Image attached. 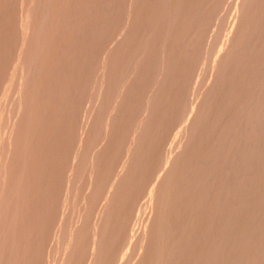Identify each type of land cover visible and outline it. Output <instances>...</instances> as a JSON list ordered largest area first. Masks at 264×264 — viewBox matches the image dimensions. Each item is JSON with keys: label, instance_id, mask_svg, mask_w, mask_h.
Returning a JSON list of instances; mask_svg holds the SVG:
<instances>
[{"label": "rangeland", "instance_id": "1", "mask_svg": "<svg viewBox=\"0 0 264 264\" xmlns=\"http://www.w3.org/2000/svg\"><path fill=\"white\" fill-rule=\"evenodd\" d=\"M163 1L0 0V264H264V0Z\"/></svg>", "mask_w": 264, "mask_h": 264}, {"label": "bare ground", "instance_id": "2", "mask_svg": "<svg viewBox=\"0 0 264 264\" xmlns=\"http://www.w3.org/2000/svg\"><path fill=\"white\" fill-rule=\"evenodd\" d=\"M161 1H163V0H161ZM166 1H167V0H166ZM163 2H164V3H162V6H164V4H165V0H164ZM247 2H248V0H244V1H243L242 9L245 8V5L247 4ZM250 2H251V0H249L248 6L250 5ZM129 3H130V2H129ZM135 4H136V3H135ZM165 5H166V4H165ZM131 6H132V5H131ZM174 6H176V5H174ZM246 6H247V5H246ZM172 8H173V10H174V11L172 10L173 13H174V12L176 11L175 9H177V7H176V8L172 7ZM247 8H248V7H247ZM126 9H127V8H126ZM128 9H129V7H128ZM130 9H132V7H131ZM153 9H154V8H153ZM170 9H171V8H170ZM28 10H29V11H28ZM28 10L26 11L25 15H23V16H25V21H27V20L30 18V16L32 15V14H31L32 11H30V9H28ZM31 10H32V9H31ZM126 11H127V10H126ZM130 11H131V10H130ZM164 11H166V10H164ZM167 11H168V10H167ZM169 11H171V10H169ZM169 11H168V13H169ZM176 12H177V11H176ZM130 13H131V12H130ZM157 13H158V12H157ZM170 13H172V12H170ZM170 13H169V14H170ZM174 14H175V13H174ZM166 15H168V14L166 13ZM170 15H171V14H170ZM23 16H22V18H23ZM128 16H130V15H128ZM92 17H93V16H92ZM169 17H171V16H169ZM243 17H244V16H243ZM124 18H125V17H124ZM129 18H130V17H129ZM129 18H127V19H129ZM241 20H242V19H241ZM243 20H244V19H243ZM243 20H242V21H243ZM23 21H24V18L22 19V22H23ZM127 21H128V20H127ZM124 23H125V26H124V24H123V26H124V27L122 26L123 28H125V27L127 26V22H124ZM26 24H27V23H26ZM29 25H30V24H29ZM241 25H242V24H241ZM23 26H24V25H23ZM129 26H130V25H129ZM28 27H29V26H28ZM22 29H26V28L24 27V28H22ZM26 30H27V29H26ZM228 30H229V29H228ZM125 31H126V30H125ZM25 32H26V31H24L23 33L25 34ZM151 33H152V32H150V33H148V34L151 35ZM216 33H217V32H216ZM216 33H214V34H216ZM148 34H147V36H146V39H148V38H147V37L149 36ZM215 36H216V35H215ZM149 38H150V36H149ZM146 39H144V40H146ZM239 39H240V38H239ZM241 40H242V39H241ZM229 41H230V40H229ZM229 41H228V42H229ZM216 42H218V41L216 40ZM216 42H214V44H216ZM217 46H218V45H217ZM61 47H62V46H61ZM233 47H234V46H233ZM218 48H220V47H218ZM238 48H239V47H238ZM228 55H229V54H228ZM215 56H216V55H215ZM222 60H223V59H222ZM226 60H228V59H226ZM237 62H238V61H237ZM17 63H18V62H17ZM17 63H16V67H15V68H17ZM233 64H234V63H233ZM212 65H213V64H212ZM210 67H211V66H210ZM21 69H22V68H21ZM15 70H16V69H15ZM227 70H228V69H227ZM20 72H21V71H20ZM48 73H49V72H48ZM132 73H133V72H132ZM132 73H131V74H132ZM51 74H52V73H51ZM131 74H129V75L131 76V77L129 76L130 79L132 78V75H131ZM13 75H14V74H13ZM223 76H224V75H223ZM220 78H221V77H220ZM130 79H128V77H127V80H128V81H130ZM221 79H222V78H221ZM226 80H227V79H226ZM124 81H125V79H124ZM128 81H125V82H127L126 84H128ZM122 82H123V81H122ZM123 83H124V82H123ZM123 83H122L121 85H123ZM198 84H200V83H198ZM123 87H125V83H124V85L122 86V88H123ZM122 88H121V89H122ZM121 89L119 88V91H120ZM122 90H123V89H122ZM120 92H122V91H120ZM226 95H227V94H226ZM37 99H38V98H37ZM147 103H148V102H147ZM147 107H148V105H147ZM144 109H147L146 106H145ZM186 111H187V110H186ZM144 112H145V110H144ZM187 112H188V111H187ZM203 116H204V115H203ZM188 118H189V117H188ZM255 118H256V117H255ZM250 121H251V120H250ZM252 121H255V120H252ZM216 123H217V122H216ZM216 123H215V124H216ZM0 126H1V124H0ZM74 126H75V125H74ZM219 126H220V125H219ZM227 128H228V127H227ZM0 129H1V128H0ZM181 129H182V128H181ZM217 129H218V128H217ZM140 130H143V129H141V128L139 127V131H140ZM226 130H227V129H226ZM140 132H141V131H140ZM143 132H145V131H143ZM143 132H142V133H143ZM232 133H233V132H232ZM134 134H135V133H134ZM138 134H140V133H138ZM138 134H137V136H139ZM229 134H230V133H229ZM229 134H228V135H229ZM3 135H4V134H3ZM137 136H136V135H135V136L133 135L134 138L132 137V139H133V140L136 139ZM190 136H191V135H190ZM227 138H228V137H227ZM194 146H195V145H194ZM233 147H234V146H233ZM235 147H237V146H235ZM213 148H214V147H213ZM237 148H238V147H237ZM254 148H255V147H254ZM256 148H257V147H256ZM218 149H219V148H218ZM222 150H223V149H222ZM181 151H182V150H181ZM209 151H210V150H209ZM230 151H232V150H230ZM259 151H260V150H258L257 152L259 153ZM192 152H193V151H192ZM249 153H250V152H249ZM252 153H253V152H252ZM254 153H256V152H254ZM179 154H180V152H179ZM215 154H217V152H215ZM226 154H227V153H226ZM260 154H261V153H260ZM217 155H218V154H217ZM227 155H228V154H227ZM246 155H247V153H246ZM178 156H180V155H178ZM197 156H198V155H197ZM237 156H238V154L236 155V157H237ZM243 156H244V155H243ZM249 156H250V155H249ZM259 156H260V155H259ZM75 157H76V156H75ZM75 157H73V158H75ZM176 157H177V156H176ZM233 157H235V156H233ZM240 157H242V156H240ZM257 157H258V156H256V158H257ZM262 157H263V156H262ZM198 158H199V157H198ZM201 158H202V156H201ZM216 158H218V157L216 156ZM177 159H178V158H177ZM233 159H234V158H233ZM238 159H239V157H238ZM252 159H253V158H252ZM184 160H185V159H184ZM209 160H210V159H209ZM226 160H227V159H226ZM257 160H258V159H257ZM260 160H261V157H260ZM173 161H174V160H173ZM177 161H178V160H177ZM211 161H213V160H211ZM220 161H221V160H220ZM247 161H248V159H247ZM250 161H251V160H250ZM255 161H256V160H254V162H255ZM261 161H262V160H261ZM8 162H9V161H8ZM184 162H185V161H184ZM202 162H203V161H202ZM202 162H201V163H202ZM205 162H206V161H205ZM227 162H228V161H227ZM237 162H238V161H237ZM178 163H180V162H178ZM198 163H199V162H198ZM240 163H241V162H240ZM182 164H183V163H182ZM233 164H234V163H233ZM241 164H242V163H241ZM248 164H249V163H248ZM204 165H205V164H204ZM242 165H244V164H242ZM253 165H254V164H253ZM3 166H4V165H3ZM173 166H174V165H173ZM208 166H210V165H208ZM211 166H212V165H211ZM230 166H232V165H230ZM238 166H239V165H238ZM247 166H248V165H247ZM255 166H256V165H255ZM0 167H1V166H0ZM203 167H204V166H203ZM225 167H226V166H225ZM240 167H241V166H240ZM243 167H244V166H243ZM252 167H253V166H252ZM1 168H2V167H1ZM4 168H5V167H4ZM4 168H2V172H1V173H2V179H1L2 182H1V184H0V207L2 206L3 201H4V200H3V194H2V193H3V189H4L3 185H4V183H5V182H4V181H5L4 179H6V177H5V176H6V172H5V171H6V168H5V169H4ZM233 168H234V167H233ZM234 169H236V168H234ZM210 170H213V168L211 169V167H210ZM210 170H209V171H210ZM237 170L239 171V170H241V169L238 168ZM244 170H245V169H244ZM183 171H184V170H183ZM203 171H204V170H203ZM258 171H259V170H258ZM230 172H235V171L232 170V171H230ZM1 173H0V174H1ZM199 173H200V171H199ZM205 173H206V172H205ZM240 173H241V172H240ZM248 173H249V172H248ZM196 174H197V173H196ZM196 174H195V175H196ZM230 174H232V173H230ZM238 174H239V173H238ZM243 174H244V173H243V171H242V177L244 176ZM234 175H235V174H234ZM259 175H260V174H259ZM181 176H182V175H181ZM205 176H206V174H205ZM238 176H239V175H238ZM169 177H170V176L168 175L167 178H166V180H167ZM175 177H176V176H175ZM239 177H241V174H240ZM242 177H241V179H240V178L237 179L238 181L240 180V183H241L242 179H245V178H242ZM250 177H251V176H250ZM0 178H1V176H0ZM176 178H177V177H176ZM236 178H237V177H236ZM180 179H181V178H180ZM206 179H208V178H206ZM3 180H4V181H3ZM201 180H202V179H201ZM235 180H236V179H235ZM237 180H236V181H237ZM178 181H179V180H178ZM202 181H203V180H202ZM207 182H208V181H207ZM247 182H248V181H247ZM174 183H175V181H174ZM183 183H184V182H183ZM238 183H239V182H238ZM242 183H244V181H243ZM180 184H181V183H180ZM202 184H203V183H202ZM202 184H201V185H202ZM234 184H235V183H234ZM232 185H233V183H232ZM239 185H240V184H239ZM178 186H179V185H178ZM240 186H241V185H240ZM180 187H183V186H180ZM185 187H186V186H185ZM205 188H206V187H205ZM239 188H240V187H239ZM241 188H242V186H241ZM178 189H179V188H178ZM184 190H185V188H184ZM257 190H258V189H257ZM235 191H236V190H235ZM235 191H234V192H235ZM178 192H179V191H178ZM181 192H182V191H181ZM185 192H186V191H185ZM175 193H176V192H175ZM180 196H182V195H180ZM216 196H217V195H216ZM236 196H237V195H236ZM182 197H183V196H182ZM184 199H185V197H184ZM179 200H180V199H179ZM179 200H178V201H179ZM161 201H162V200H161ZM176 201H177V200H176ZM202 201H203V200H202ZM257 201H258V200H257ZM180 203H181V202H180ZM182 203H183V202H182ZM234 203H238V201L236 200ZM259 203H260V202H259ZM177 204H178V203H177ZM179 205H180V204H179ZM235 205H236V204H235ZM198 206H199V205H198ZM177 207H178V206H177ZM179 207H180V206H179ZM199 207H201V206H199ZM233 207H234V206H233ZM184 208H185V207H184ZM187 208H188V205H187L186 209H187ZM236 208H237V207H236ZM236 208H235V209H236ZM263 209H264V208H263ZM184 211H185V213H186V210H184ZM184 211H183V212H184ZM226 211H227V210H226ZM233 211H234V210H233ZM177 212H178V211H177ZM230 212H232V211H230ZM232 213H233V212H232ZM179 214H180V212H179ZM236 214H237V213H236ZM177 215H178V214H177ZM180 215H181V214H180ZM175 217H176V216H175ZM178 217L181 218L179 215H178ZM229 218H233V217H229ZM237 218H238V217H237ZM186 219H187V218H186ZM182 220H183V218H181V221H182ZM199 220H200V218H199ZM181 221H180V222H181ZM175 222L178 223L179 221L176 220ZM180 222H179V223H180ZM230 222H232V221H230ZM262 222H263V221H262ZM184 223H185V221H184ZM184 223H183V221H182V223H181L182 226H184V225L186 224V223H185V224H184ZM200 223H201V222H200ZM155 225H156V224H155ZM177 225H178V224H177ZM186 225H187V224H186ZM179 226H180V225H179ZM200 226H201V225H200ZM177 228H178V227H177ZM184 228H185V226H184ZM186 228H187V227H186ZM186 228H185V231H186ZM173 229H174V228H173ZM179 229H181V228H179ZM179 229L177 230V231H178V232H177V235L179 234ZM182 229H183V228H182ZM183 231H184V230H183ZM185 231H184V232H185ZM199 232H200V231H199ZM155 233H156V231H155ZM173 233H174V231H173ZM180 233L182 234V232H180ZM232 233H233V232H232ZM205 235H206V234H205ZM183 236H184V234H183ZM183 236L181 235L180 237H183ZM185 236H187V234H186ZM222 237H223V236H222ZM233 237H234V236H233ZM183 238H184V237H183ZM183 238H182V239H183ZM185 238H186V237H185ZM223 238H224V237H223ZM230 241H231V240H230ZM259 241H260V240H259ZM261 241H262V240H261ZM96 243H97V241H96V239H95V237H94V238H93V241H92V249L94 248V246H95ZM230 243H232V242H230ZM261 243H262V242H261ZM181 246H182V245H181ZM183 248H184V247H182V249H183ZM257 251H258V250H257ZM175 258H176V256H175ZM177 259H178V258H177ZM181 259H182V258H181ZM175 261H176V260H175Z\"/></svg>", "mask_w": 264, "mask_h": 264}]
</instances>
